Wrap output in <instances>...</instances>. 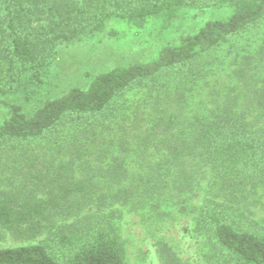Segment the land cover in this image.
Returning <instances> with one entry per match:
<instances>
[{"label": "trees", "instance_id": "16d2710c", "mask_svg": "<svg viewBox=\"0 0 264 264\" xmlns=\"http://www.w3.org/2000/svg\"><path fill=\"white\" fill-rule=\"evenodd\" d=\"M210 10L207 21L175 43L156 47L186 9ZM49 22L35 26L39 14ZM264 25V0H0V82L36 70L61 44L100 33L151 57L119 65L46 100L30 115L8 105L0 123V240L39 244L0 247V264H127L118 220L122 209L160 215L185 202L213 175L229 198L264 184V46L234 71L236 86L212 109L189 118L159 114L144 135L110 139L116 99L133 85L169 76L200 78L195 63ZM6 91L0 85V95ZM120 131V132H121ZM248 220V219H246ZM194 232L218 264H264V229L237 221L223 203L203 199ZM160 264H183L165 243Z\"/></svg>", "mask_w": 264, "mask_h": 264}, {"label": "rangeland", "instance_id": "374dc122", "mask_svg": "<svg viewBox=\"0 0 264 264\" xmlns=\"http://www.w3.org/2000/svg\"><path fill=\"white\" fill-rule=\"evenodd\" d=\"M210 10L186 9L170 30L157 39L156 47L175 43L189 35L208 19ZM48 14H39L35 26H44ZM264 46V25L252 28L234 38L220 49L195 63L204 66L203 75L188 83H179L169 76L133 85L119 96L112 109L116 114L110 139H118L125 131L130 137L144 135L159 114L184 111L192 118L210 109L217 94L236 86L234 71L242 58H258ZM154 48L131 47L126 40L110 39L100 33H85L67 44H61L36 70L20 71L14 82L5 85L0 95V123L8 116V105L14 104L30 115L46 100L55 98L71 88H86L93 77L116 66L142 63L151 57ZM259 73L264 76L261 65ZM122 131H121V130ZM121 131V132H120ZM223 203L233 217L244 224L254 223L264 229V184L247 187L242 194L229 198L210 173L203 176L199 190L185 202L163 207L160 215H144L122 209L118 229L126 249L127 264H160L157 244H167L183 264H218L215 252L206 239L194 232L195 218L206 197ZM248 219V220H246ZM45 236L21 241L5 234L1 248L39 244Z\"/></svg>", "mask_w": 264, "mask_h": 264}]
</instances>
